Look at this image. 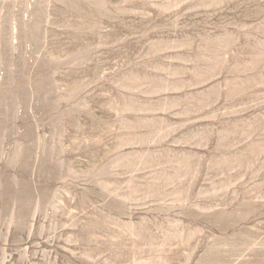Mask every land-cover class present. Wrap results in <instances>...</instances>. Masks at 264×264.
<instances>
[{"label":"rangeland","instance_id":"1","mask_svg":"<svg viewBox=\"0 0 264 264\" xmlns=\"http://www.w3.org/2000/svg\"><path fill=\"white\" fill-rule=\"evenodd\" d=\"M0 264H264V0H0Z\"/></svg>","mask_w":264,"mask_h":264}]
</instances>
